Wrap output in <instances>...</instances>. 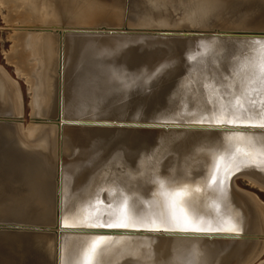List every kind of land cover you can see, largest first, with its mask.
<instances>
[{
    "label": "bare ground",
    "instance_id": "bare-ground-1",
    "mask_svg": "<svg viewBox=\"0 0 264 264\" xmlns=\"http://www.w3.org/2000/svg\"><path fill=\"white\" fill-rule=\"evenodd\" d=\"M254 2H255L254 5H251V7L247 6V9L245 10L244 1L238 0V2L235 4L232 1L228 0V5H230V10L224 11L221 8H217V7L223 6L222 4L220 5V0H195V3L197 5L196 9L200 10L199 13H196V18L198 20L200 19L205 20L206 18L212 15H215V14L219 15V17L213 22L211 21V19L213 18L210 17L209 21L211 22V24L207 28L220 24L228 28L230 26H242V27H248V28H263L264 29V0H254ZM100 3L109 4L107 0H47L46 1L47 6H46V4L45 5L43 4V2L41 4V0H0V7L6 8L9 13L17 10L16 12L18 14L23 13L25 15V19L23 21L24 26L22 30L19 32L18 40L21 43V41L24 38V35L26 34L27 30L29 31V29L30 31L32 29V31L35 32V34L38 37L34 41L33 46L27 49V56L33 57L37 62H39L38 59L39 60L42 59V61L46 59L48 63L51 65L47 69V72L48 71L50 72V70L52 69L53 70L52 73H54V70H55L54 67H56L55 66L56 63H58V61L63 59L62 55L65 53H66L65 57L66 55L67 56L69 55L70 58L72 57L71 62L72 61L73 62L71 63V65L74 69L75 67L77 68V66L79 67V63L81 62L82 59L85 60L84 64L82 62L80 63V64H83L81 68L75 69L77 72H73L74 69L73 68L71 69V72H73L72 74L75 75L76 73L75 76L69 73L70 70L64 73V78H65L64 83H66L67 81L66 80L67 78L65 77V75L67 76L71 75L76 78L77 74L81 73L79 72L80 69H83L84 67L85 68L89 67L90 66L89 62L90 63L92 62L91 58L93 59L101 58L100 60L102 59L107 60V58H109L110 56H114V55L117 56V58L115 57L116 62L114 66H112L111 69L109 68L110 69L109 71L108 69L104 70L107 72L105 73L102 72L103 73L102 75L99 69H97L96 72L92 73L93 72L92 70L94 69L93 68L91 70L92 72L91 71L90 72L95 75L85 77L84 74H86V71L84 72L81 70L85 78L90 79V80L100 81L99 84H101L103 87V94H105V92L108 89L115 86V83L112 82L111 73H113L117 68L120 67V76L122 78L125 77L126 70L124 69V65H126V63L128 62H129L128 65L130 66L129 68L131 70H128L127 68V75L129 73H132V74L137 75L136 78H139V77H144L146 75L145 73H148L149 70H147L146 67H144L145 65L141 67L136 63L138 60L136 59L137 53H139L140 57L144 58L147 54L154 52V50H156V48H159L161 45L163 46L166 45L167 41L169 40H172V39H177V40L184 39L185 40L184 48L188 51L185 57L191 58V54H190L191 52L195 57V61H198L200 64H198L197 66H193V64H189L190 68H187L184 70L185 71V75H184L185 86H184L183 91L173 92L171 94V97L174 100V104L166 105L165 103H158L157 109L153 107L156 109L154 111H156L155 113H157L158 115L154 117V119L152 118L151 120H157L161 116L165 118L171 117L172 114L174 113L173 116L175 117V120H178L181 122H188V121L191 122L192 119L197 118L198 116L197 118L198 121L203 123V125H196L188 129L187 127L181 128L182 127L181 125L160 124L161 126L162 125L164 126V127H161L163 128V130H157V131L150 130V131L145 132L144 134L145 137H142L143 140L141 141H146V140L153 138V157H154L153 180H148V174H144V183H142V177L130 178V179L127 178L125 184H119V185L124 189L123 191L125 193V196L123 198V201H127V205L129 209L134 211L136 208H139L142 211L143 217L146 220L156 221L157 224H159L163 218L175 212V214L177 215L187 216L190 220H194L197 225H202L206 228L213 229V230L208 231V232H201V233H196V232L180 233L178 231H175V232L161 231L159 232L160 236L157 238L155 232L146 231L143 227H141L138 224L135 228H143L141 229V231H134V230L127 231L126 235H122L120 237L121 239L118 238L119 236H116L115 239H107V243L103 246V251L99 257V264H127L128 262L129 263L136 262L138 260L139 261L143 260L144 264H185V259H188L187 261H189L192 264H223L233 255L234 250L237 247V245L241 244L240 243L241 237H245L243 239L247 241V243L250 245L252 244L251 242H253L254 246L252 249L253 250L257 249V251L255 253L252 252V254L254 255L251 258H247L248 256L246 255L243 260L240 261L239 259L240 262L237 261V263L238 264L252 263L253 260L255 261L259 253L260 255L262 254L261 252H263L262 250L264 249V213L262 215H260L259 213L256 214V215L259 214L260 216V217L259 216L257 217L259 218V221L256 220L257 223L255 221V219L257 218L254 219L255 222L252 220L253 219L252 216H254L253 214L250 219L251 221H248L249 219L246 221V224L247 222L248 223L250 222V223L247 224V226L245 227V216L247 215L244 214L242 207L239 205L240 203L238 204L237 202L238 199H235L237 195L235 193L234 195H232L233 193H230V190L228 187V184L230 182L223 183L221 181V178H218L215 182L206 183L205 181V183L202 184V181L200 180L197 181V179L190 177L191 175L189 174V169L191 171L202 172L203 169L207 165H209L208 164L209 160L211 159L212 161L211 152L216 148H219V149L221 148V147H213L215 139L214 141L210 140L208 144L205 143L206 136L208 140L210 137H213V136L216 137L217 135H220L217 125L216 126L213 125V123H216V121L213 119L214 118L213 115L218 114L224 117L226 115L225 111H228L229 109L231 110V109L238 108V114L236 115V117L239 116L238 117V120H240L239 123H245V120H247V122L251 124H258V125L264 124V119H261L256 113L243 112L239 107L236 106L237 104H233L231 100L213 98L214 95L217 96L218 93L212 92V89L209 88V84H210L209 79L210 80L220 79L217 76V74L219 71H221L222 73L225 72L226 74H228L229 79H225L222 81L219 80L221 81V83L219 84L227 85V86L235 85L236 91L235 92L231 91V92L233 93L234 97L238 99L239 104L244 103V101H246L249 97L251 96L253 97L254 94H252V92L249 90V88H251V85H247L246 83L249 81H252L253 78L255 80L258 74L263 73L262 72L263 70L259 71V73L256 72V69H257L256 63L262 59V56L264 54V47H258L257 49L256 47L250 45L251 48L249 49L248 47H249V44L251 43H248V41L246 40L237 39V38H229L227 40V37L215 36L214 34L212 35L208 33L199 34V33H177L175 32V33H164V34H167L165 36L152 35V34H149L148 32H139L135 34L116 32L115 34H113V32H108L107 28L106 30L96 29V28H99L100 25H102L101 23H103L104 25V23L109 24L110 22H112L111 20L110 21L103 20V10L101 9L100 6L97 5ZM132 3H133V9H135L136 4L135 2H132ZM249 3L250 2L248 1L247 4ZM149 4L151 3L149 2ZM131 6L132 4L128 3L127 9L129 11L131 9ZM154 12H155V18L157 19L163 18L165 15L164 14L165 12L164 13L160 12L157 9H154ZM228 12H231V13L228 14ZM141 13H146V14L144 15L141 14V16L136 15L138 17L136 21L134 18L126 17L128 21H132L130 22V25H131L130 28H132V25L134 24L137 26L143 25L144 27L149 26L148 12L146 8H144ZM173 13L174 12L168 13V15H171V18H175L179 15V12L176 14L177 16L174 15ZM126 14H130V12ZM224 15H227V16H224ZM122 17H123V14H117V16H114L112 20L114 21V20L119 19V21H122ZM54 22L57 24H54ZM96 22L97 23L99 22L98 27H96L97 26ZM74 23L75 24L78 23L80 27L84 29L76 30L75 29L76 27L75 28L73 27ZM92 23H96L94 24L96 26L90 25L94 29H91V30L85 29V28H89V26H86V25H89ZM82 24H84L85 26H83ZM106 27H110V25ZM112 27L110 29H112ZM123 27L124 26H122L121 28L123 29ZM181 27L182 28L180 30H183L185 28H203V27H190L187 25H182ZM127 32L129 31L127 30ZM80 34H82L81 37L83 36L84 39L83 38L77 39V37H80ZM88 36H91L92 38H94L95 36L96 38H99V39L96 40V38H94L95 41H92L90 39L91 37L85 38ZM114 36L116 38H114ZM189 38L193 40L197 39L196 41H198V43L190 42ZM21 44L26 46L25 43H21ZM119 50H122V53L121 52L119 53L118 52ZM115 52H118L117 53L118 55L114 54ZM24 53L26 52H24V50H21L19 52V55L23 56ZM106 55H107V58H104L106 57ZM203 55H206V61H210L209 63L202 64L201 56ZM255 56H256V61H255ZM113 58H110V59H113ZM129 59H132V60L128 61ZM26 61H30V60H26ZM74 61L78 63V64L75 63L76 66L75 64H73ZM108 62L109 61H106V64L105 62L102 64H105V66H107ZM162 63L163 65H165L163 70H167L173 74L180 72L181 63H177V64L173 62L167 63L165 61ZM217 65L220 66L219 69H216ZM93 66L94 64L91 66V68ZM99 66L101 67V64ZM94 67L97 68V66H94ZM202 67H208V69L205 72L203 70L204 74L201 71ZM261 67H263L262 64H260L259 68ZM34 68L35 66H31V67H28L27 70L32 71L34 70ZM156 68L157 67H154V68L151 67V69H153V71L151 72L152 75H155L156 73L157 74L161 73V69H156ZM100 70L102 71V67L100 68ZM35 72H37V70H35ZM186 73H188V76L185 78ZM3 75L5 77L10 93L12 92L11 95H12L13 102L11 104L13 105V109H14L13 112L16 117V122L18 123L19 130L28 134L34 139L44 140L43 138H45L49 130L47 131L46 135L44 134L42 137L39 136L40 137L39 138L38 137L39 130L41 131V129H38L40 128L39 125H36L38 126L37 128L36 126H33L38 131L35 130L33 127L27 129L28 131H24L23 126L18 121L19 120L18 116L21 113L20 105L22 104L19 102L20 99H18L19 91H17L16 90L17 88H16L15 89L16 92H13L12 88L14 86V83H12V79H9L6 76V74H2V76ZM80 75L81 74H79L78 76L80 77ZM49 78L50 76L47 79ZM80 78H78V80H80ZM68 79H69L68 82L69 81L71 82L70 78ZM71 79L73 78L71 77ZM75 80H72L73 81L72 83H74ZM58 83H61V82H58ZM72 83H71V86H73ZM50 85L52 86V84ZM65 85L68 86V83L64 84V86ZM71 86L69 85L68 87L70 89L72 88V90L74 88L75 89L73 90L74 92L76 91V88L77 89L79 88L76 85H75L76 88L71 87ZM14 87H17V86H14ZM61 87L63 86H60V89ZM63 89L64 88H62V90ZM67 90L68 89L66 87L65 90H63L66 92L62 91L61 93L60 92L58 93L57 95L58 99L56 101H59L58 102L59 104L62 99H64V103H65L66 94L72 91V90L71 91L70 90L67 91ZM47 91H49V89ZM53 93L47 92V93H44L43 95L39 94L38 96H35V97L33 96L31 107L36 110L38 108L41 111V109L44 106L50 105L51 101L50 103H48L49 99L56 97L53 95ZM123 97H124L123 95L118 96L112 101L106 102L112 105L113 107L112 109L114 110L115 115H118V116L124 115V112L127 111V107L129 108L132 104V102L129 105L128 103H125L126 101H123L124 100ZM254 97H256L257 100L263 99L264 92H257ZM103 99H104V95H103ZM55 102L52 101V103H55ZM101 102L105 103L104 100L102 99H101ZM65 105L67 106V104ZM244 106L245 108L248 107L247 104H245ZM213 108H218V110L214 112L212 110ZM146 109L148 108L146 107ZM66 110L68 109L66 108ZM83 113L82 115L85 114ZM152 114H153V111H152ZM90 115H91V118H89ZM90 115L89 117L87 116L88 117L87 120L82 121V124H86L85 126H87L86 132L87 134H89V138L87 140V143L84 144V150L83 148L81 151L77 149L78 153L82 155H87V156H91V154L93 153V150H96V147L99 141L98 138L93 140L92 127L87 125V121L91 122L95 116L93 113H90ZM72 118H75V117H72ZM72 118L68 120L71 121ZM145 123L147 125L148 122H145ZM174 126H178V127H174ZM55 127H53V130H56ZM243 128L245 130H252V128H249V127L248 128L243 127ZM254 130H255V133L254 132L251 134L246 133L249 135V137H246V135H244V137H239L240 139L239 138L238 139L241 142L242 141L248 142L247 146L249 147L255 146L257 150L263 151L264 150V129L258 126V127H255ZM132 137L134 139L131 143H133L134 145L136 140L139 138V136L137 135V132H134ZM233 137H234V134L232 135L227 134L226 136L227 141H228V143L226 144V147L228 150H229V146L230 148L232 146L231 141L234 140ZM82 139L84 140L83 137ZM82 139H81V143H82ZM171 139L172 141L169 144L172 145L176 143L175 148H174V155L176 153L177 157H176L175 162L173 161V163L170 166H167L165 169H161L160 165L162 163L170 164L172 162L173 152H170L167 155H164L165 159L159 160L157 162L155 161V159L157 158V153L160 152L161 150L157 152L156 150L157 148L160 147L161 144H164L166 140L170 141ZM69 142L71 144V140H69ZM216 144L218 145V143ZM70 146H71L70 148L72 152L75 148V145H70ZM245 149L246 150L244 153L242 150H240V155L236 156V158L232 161V165L236 166L237 169L244 167L241 170V172L242 171L245 172L246 170H248L246 171L247 172L246 175L248 177L254 180H257V179L260 180L259 175L256 173L258 171L256 172L250 171L251 170L250 168L254 169L255 167L256 168L263 167L264 158L262 157L258 158V156L257 157L255 156V154H251L250 149L248 148H245ZM245 153L247 154L249 153L247 158H244ZM178 154H180L179 161H178V157H179ZM262 179L264 180V178ZM84 182L86 183V181ZM136 184H138L139 186V192H136V194L133 195V193L131 192V188L136 187L135 186ZM177 186H182L183 187L182 190L187 191L189 195L183 198L185 201L183 204L179 206H174L172 203L173 198L168 197L167 193L170 189L175 188ZM85 191H86V187L80 185L76 193L70 194L66 209L56 218L54 222V244L59 242V239L61 237L63 240L64 238L62 236V233L66 230H70L71 227L74 226L79 216L80 210L82 209V206L84 204ZM103 192L104 191H102V193ZM121 197H122V194L119 192L114 195L115 200H119ZM243 197H246V196H243ZM240 200L241 199H239V201ZM250 200L252 201L251 198ZM98 202H102V198L99 199ZM251 206L252 205H250V207ZM256 209L258 208H255V209L250 208L251 211L256 210ZM233 225H235L238 228L237 233H229L227 231H223V232L217 231V229H227V228L232 227ZM163 226L168 227V225H163ZM79 229L84 230L85 227L81 226ZM92 237L88 238V243L83 241L79 244L78 251L80 252V254L75 256L73 260L74 263L88 264L87 256L89 255L88 250L90 248V244L92 243ZM86 243L88 244L87 246H85ZM255 244L257 245L256 248H254ZM241 248L239 249L241 250ZM239 253L240 252L236 253V255ZM244 254L245 253H243V255ZM247 254L248 255L250 254L251 256V251L247 252ZM176 255L178 256V261H175ZM243 255H241V257ZM55 257H56V254L53 253L54 260H55ZM233 257L234 256H232L231 258ZM48 258L50 259V262L52 263V258L50 257ZM45 264H49L48 259L46 260Z\"/></svg>",
    "mask_w": 264,
    "mask_h": 264
},
{
    "label": "rangeland",
    "instance_id": "rangeland-1",
    "mask_svg": "<svg viewBox=\"0 0 264 264\" xmlns=\"http://www.w3.org/2000/svg\"><path fill=\"white\" fill-rule=\"evenodd\" d=\"M46 1L47 0H45V1L41 0V4L43 2V4L45 5ZM107 1L109 2V4L100 3L97 5L100 6L101 9L103 10V20H106V21L111 20L112 22H110V23L112 25L110 23L109 24L104 23V25H105L104 26L103 23H101L102 25H100V27L97 29L106 30V28L110 29L113 26L112 27L113 30L122 31L119 33H127V34L133 33V34H135V33H139V32H148L149 34H152V35L165 36L167 34H162V33L169 32L170 30H172V31L176 30V28H182L181 27L182 25H187L190 27H203V28H198L200 30H203V29L209 30L210 28H218V29L226 30V29H230L232 27H238V26H230L228 28L226 26H222L220 24H217V25H214V26L207 28L211 24V22L209 21L210 17L213 18V19H211V21L213 22L214 20H216L219 17V15L215 14V15H212V16L206 18L205 20H202V19L198 20L196 18V13H199L200 10L196 9L197 5L195 3V0H163V2H162V0H107ZM230 1H232L235 4L238 2V0H230ZM241 1L245 2V6H244L245 10L247 9V6L251 7V5H254V3H255L254 0H241ZM248 1L250 2L249 4H247ZM132 2H135V4H136L135 9H133V3ZM149 2L151 4H149ZM128 3L132 4L130 11L127 9ZM221 4L223 6L217 7V8H221L224 11L230 10V5H228V0H220V5ZM46 6H47V4H46ZM144 8H146V10L148 12L149 26L144 27L143 25L137 26L134 24V25H132V28H130V26H131L130 22H132V21H128L126 19V17L134 18L136 21L138 19L137 16H141V14L142 15L146 14V13H141ZM154 9H157L158 11L163 12V13L165 12L164 17L158 18V19L155 18ZM16 11H12L9 13L6 8L0 7V74H1V76H2V74H6V76L9 79H12V83H14V86H17V87L13 86L12 91L13 92H16V90L19 91L18 92V99H20V101L19 100L18 101L22 104L20 105V112L21 113L19 115L20 117L18 116V119H19L18 121L23 126L24 131H28L27 129H29L33 126L39 125L40 128H38V129H41V131L39 130L38 137L39 136L42 137L44 134L46 135L47 131L49 130L48 134L45 136V138H43L46 141H49V139L54 135V133H55L54 131H56V130H53V127H55L58 123H59L58 125H60L61 122L70 121L68 119H71L72 117H75V118H72V120L83 119V118H84L83 120H87L90 113H93L95 115L91 122L87 121V125L92 127L93 140L97 139V138L99 140V138H100V139L106 141V139L113 132L114 124L122 127V121L125 120L124 118H126L127 120L137 118L139 110L141 109V115L137 119L138 122H136V121L134 122V127H133V132H132V136H133L134 132H137V135L139 136V138H138L139 140L137 139L135 142L136 144L134 143V145H133V143H130V147L137 149V143L143 142L141 140H143L142 137H145L144 136L145 132L150 131V130H155V131L163 130V128H161V127H164L163 125L161 126L160 124H153V123H152L153 125H151V127H147L146 123H143V122H148L147 120H151L152 118L154 119V117H156L158 115L157 113H155L156 111H154L157 109L158 103H165L166 105L174 104V100L172 99L171 94L173 92H182L183 91L184 86H185V82H184L185 71L184 70L187 68H190L189 64H193V66H197L198 64H200L198 61H195V57L191 52H190L191 58L185 57L186 53H188V51L184 48V45H185L184 39H181V40L172 39V40L167 41L166 45H164V46L161 45L159 48H156V50H154V52L147 54L144 58L140 57L139 53H137L136 59H138V60L136 63L141 67H143L145 65L144 67H146V69L149 70L148 73H145L146 75L144 77L136 78L137 75L132 74V73H129L127 75V68H128V70H131L129 68L130 66L128 65L129 64V62H128V63H126V65H124V69L126 70L125 77L122 78L120 76V67L117 68L113 73H111L112 82L115 83V86L111 87L110 89H108L105 92V94H103V87L101 84H99L100 83L99 80H90V79H87L85 77L95 75L92 73L96 72L97 69H99L101 75L103 73L107 72L104 70L108 69V71H109L112 68V66H114V64L116 62L115 59L117 58V56H115L114 54H117L118 52L122 53V50L115 52L113 54L114 56H110L109 58H107V55H106V57H104V58H107V60L106 59L100 60L101 58H97V59L91 58L92 62L91 63L89 62L90 66L87 68L84 67L83 68L84 70L80 69L79 72H81V73L78 72L79 74H81L80 75V77H81V76H83L82 71H84V72L86 71V74H84L85 77L83 76L80 78L78 76L79 74H77V76L75 78L73 76H75L76 73H75V75L72 74L73 72H77L75 69L81 68L83 66L85 60L82 59L83 61L81 60V62L83 64H80L81 63L80 62L79 67L77 66V68L75 67L76 66L75 63H77V62L74 61V63H73V64H75V66L73 65L75 67V69H74L71 65V63L73 62V61L71 62L72 57L70 58L69 55L68 56L66 55V57H65L66 53L62 55L63 59L58 61V63H56V65H55L56 67H54L55 68L54 73H52V71H53L52 69L50 70V72L49 71L47 72V69L51 65L48 63V61L46 59L44 61H42V59L39 60L37 58L39 61V62H37L33 57L27 56V49H29V47L33 46L34 41L38 37L35 34V32L32 31V29H31V31H30V29H29V31L27 30L26 34L24 35L23 40L21 41V43H25L26 46L21 44L20 41L18 40L19 32L22 30V28L24 26L23 21L25 19V15L23 13L18 14ZM129 12L131 15L126 14ZM172 12H174L173 13L174 15H176L179 12V15L178 16L176 15L177 17H175V18H171V15H168V13H172ZM229 13H231V12H228V14ZM117 14H123L122 21H119V19L114 20V21L112 20V18L114 16H117ZM166 14H167V16H166ZM224 16H227V15H224ZM110 17H111V19H110ZM96 23H92V24H89L86 26L91 27V26L97 25L96 27H98L99 22L97 24ZM135 23H137V22H135ZM54 24H57V23L54 22ZM94 24H96V25H94ZM74 25H76V26H74ZM74 25H73V27L74 28L76 27L75 29L79 30V29H77V27L78 26L80 27V25L78 23L77 24L74 23ZM82 25L85 26L84 24H82ZM109 25H110V27H106ZM120 26L121 27L124 26L123 29ZM104 27H105V29H104ZM114 27H116V28H114ZM112 29H110V30H112ZM126 29L129 32H127ZM125 30H126V32H125ZM115 33L116 32H113V34H115ZM81 35L82 34H80V37H77V39H80V38L82 39L83 36L81 37ZM90 37L91 36H88L85 38H90ZM94 38H96V37L94 36ZM94 38L91 37L90 39L92 41H95ZM114 38H116V37L114 36ZM97 39H99V38H96V40ZM228 39H229V37H227V40ZM86 40H88V39H86ZM189 40L192 43H196V42L198 43V41H196L197 39L193 40V39L189 38ZM21 50H24V52H26V53H24L23 56L19 55V52ZM110 58H113V59H110ZM263 58H264V54L262 56V59ZM26 60H30V61H26ZM131 60L132 59H129L128 61H131ZM150 60H151V62H150ZM201 60H202V64H204V63L207 64L210 62V61H206V55L201 56ZM106 61H109L107 63L108 68H107V66H105ZM164 61L167 63H170V62H173L176 64L181 63V69L182 70L180 69V72L175 73V74H173L167 70H163L165 65H163L162 62H164ZM69 62H70V64H69ZM101 62L102 63L105 62V64H102ZM93 64H94V66H97V68L94 66L91 68V66ZM100 64L102 67V71L100 70V68H101L99 66ZM261 64H262V62H261ZM109 65H111V66H109ZM31 66H35L34 70L28 71L27 68L31 67ZM67 67H68V69H67ZM151 67L152 68L157 67L156 69H161L162 74L156 73L155 75H152L151 72L153 71V69H151ZM72 68L74 69L73 72H71ZM93 68L94 69L96 68V69L94 70ZM104 68H106V69H104ZM219 68H220V66L217 65L216 69H219ZM207 69H208V67H202L201 68L202 73L204 74V72ZM35 70H37V72H35ZM68 70H70L69 73H71L73 76L69 75V73H68L69 76L65 75V77L67 78L66 79L67 81H66V83H64L65 82L64 73H66ZM203 70H204V72H203ZM63 71H65V72H63ZM87 73H88V75H87ZM223 73L221 71L218 72L217 76L220 79H213V80L209 79V81H210L209 88L212 89V92L218 93V95L217 96L214 95L213 98L231 100L233 104L238 105L239 104L238 99L236 97H234L233 93L231 92V91H234V92L236 91L235 85L227 86V85L219 84V83H221L222 80L229 79L228 74H226L225 72H223ZM49 76H50V78L47 79ZM70 76L73 79H71ZM187 76H188V73H186L185 78ZM2 77L5 79L4 75ZM68 78H70V80H71V82L69 81L70 83L68 82V80H69ZM78 78H80V80H82V78H83V80L80 81V80H78ZM72 80H75L74 83H72L73 82ZM219 80H221V81H219ZM57 82H61V83H57ZM67 83H68V86L69 85L71 86V83H72L73 86H71V87H75V85H76L80 89L78 88L79 89L78 90L75 87L76 91L74 92L73 91V90H75L74 88L72 90V88L70 89L67 85H65L68 89L67 91L72 90L73 92L71 91L72 93L69 92L68 94H66L65 103H64V99H62L60 104H59L58 103L59 101H56L58 99L57 95L59 92L61 93L63 90H65L66 87L64 86V84H67ZM50 84H52V86ZM246 84L251 85V88H249V90L252 92V94H254V96H255L254 92H256V93L257 92H264V79L262 78L261 73L258 74V76L255 80L253 78L252 81H249ZM59 85L63 86V87H61V89H60ZM6 88H7L9 98H10V102L12 103L13 102L12 95H11L12 92L10 93L7 83H6ZM57 88H58V90H57ZM62 88H64V89L62 90ZM48 89H49V91H47ZM80 90H81V92H80ZM47 92H52V93L54 92L53 95L56 96V97H53V98L48 100L49 101L48 103H50V101H51L50 105L44 106L41 109V111L38 108H37V110L32 108L31 103L33 100V96L35 97V96H38L39 94L43 95L44 93H47ZM63 92H66V91H63ZM69 94L71 97L69 96ZM94 94H96V95H94ZM103 95H104V99H103ZM122 95L124 96L123 101H126L125 103H128V105H129L132 102L131 106L129 108L127 107V111H125L124 115H122L123 117L115 115V112L112 109L113 108L112 105L106 103V102H110L113 99L117 98L118 96H122ZM67 99H69V100H67ZM91 99H92V101H91ZM101 99L104 100L105 103H102ZM52 101L55 103H52ZM68 101L71 103H69ZM259 101H260V99H259ZM134 102H135V104H134ZM65 104H67V106ZM52 105H54V106H52ZM83 106H85V107H83ZM94 106H96V107H94ZM88 107H90V108H88ZM146 107L148 109H146ZM153 107H155L156 109ZM12 108H13V105H12ZM66 108L68 110H66ZM84 108L86 111L84 110ZM32 109H34L35 111ZM212 110L215 112L216 110H218V108H213ZM87 111L90 113H88ZM152 111H153V114H152ZM83 112L86 114V116ZM149 112H150V114H149ZM33 113H34V115H33ZM82 113L84 115H82ZM225 113H226V115L224 117H222L218 114L213 115L214 116L213 119L216 122L223 120V121H227V122L233 121V122L239 123L240 120L234 119V117L238 114V108L237 109H231V110L229 109L228 111H225ZM91 115L89 118H91ZM197 118H198V116H197ZM197 118L192 119V121L199 122ZM65 119H67V120H65ZM140 122H142V123H140ZM150 124L151 123H149V122L147 123V125H150ZM17 125H18V123H17ZM57 126L55 128H57ZM37 127L38 126H36V128ZM84 127L81 131H76L78 133L77 135L79 137L81 136L80 139H82V137H83L84 140L82 139V143H81V140L80 141L77 140L76 142L77 143L80 142V143H78L79 145H75V148L72 152H71V148H70L71 144L69 141L63 145H59V151H60L59 158L60 159L77 161V155L87 156V155H82V154L77 152V149L79 151H81L83 148V150H84V144L87 143V140L89 138V134H87V132H86L87 126H84ZM174 127H178V126H174ZM183 127H187L189 129L192 126L189 127L188 125H186V126L183 125L181 128H183ZM217 127H218V131H219L220 135H217L216 137H214V136L210 137L208 140H207V136H206L205 143L208 144V142L210 140L214 141V139H215L213 147H221V148H223L224 152H227L228 151V149L226 147V144L228 143L227 138H226L227 134L221 132L220 130L223 127H228L230 129H233V127H230L227 125H217ZM33 128L35 130H37L35 127H33ZM241 129H244V128L241 127ZM252 130H254V128H252ZM83 131H84V133H83ZM81 132H82V134H81ZM176 135H174V136H176ZM244 135H246V137H249V135L246 133H243V135H241V134L235 135L234 134V137L235 136H238V137L236 140L237 141L236 142L237 148L235 147L236 148L235 153H233V155H235L233 160L236 158V156L240 155V149H241L240 147L241 146L250 149L251 154H255L256 157L258 156V158H261V157L264 158V150L259 151L252 144L251 145L253 147H249V146H247L248 142H246V141L241 142L238 139L239 137H244ZM234 137H233V139H234ZM133 139L134 138L131 137V142L133 141ZM171 141H172V139L170 141L166 140V142L164 144H161L160 147L157 148V150H156V152L161 150L160 152L157 153V158L155 159V161H157V162L159 160H164L165 159L164 155H167L168 153L173 152L172 162L170 164H163L162 163L160 165L161 169H165L167 166H170L173 163V161L175 162V160H176L177 154L175 153V155H174V148H175L176 143L170 145L169 143H171ZM216 143H218V145ZM232 143H233V141H231V145H232ZM93 148H92V150H93ZM229 149H231L230 146H229ZM94 153H95V150H93V153L91 154V156L94 155ZM211 153H213V151ZM178 156H179L178 157V161H179L180 154H178ZM211 163H212V161L210 159L208 162L209 165H207L203 169L202 172L191 171L189 169V174L191 175L190 177L197 179V181L200 180V181H202V184H204L205 180L203 178L205 177V174H207L208 171L210 170V164ZM250 169H251L250 171H253V172L258 171L259 172V173L258 172H256V173L259 175L260 180H258V179L254 180V179L248 177L246 175V173H247L246 171H248V170H246L245 172L240 171L237 174H234L232 176L231 180L229 181L230 183L228 184L230 193H233L232 195H234V193L237 195V196L235 195L236 196L235 199H238L237 200L238 204L240 203L239 205L242 207L244 214L247 215V216H245V227L247 226V224L250 223V222L249 223L247 222V224H246V221L248 219H249L248 221H251L250 219H251V216L253 214L255 217L252 216V218H253L252 220L254 221V219L257 218L259 216V214L262 215L264 213V183H263L264 180L262 179V178H264V166L263 167H257V168L255 167L254 168L255 170L253 168H250ZM126 179L127 178H124L122 181H119L114 175H95V176L84 178L83 182L81 183V186L86 187V191L84 194V204L82 206V209L80 210L79 216H78L74 226H72L70 230L64 231L65 233L64 232L62 233V236L64 239L62 240V237H61L59 239V242L54 244L53 253L56 254V257H55V260L52 259V263L50 262V259L47 257V259L49 260V264H76V263H74L73 260H74L76 255L80 254V252L78 251L79 250V244L83 241L88 243V238L93 236V235H91L92 231L88 230L87 227H85L84 230H80L79 228L81 226H77V225L84 224L85 221H87L89 223H93V222L95 223L97 221L95 219L96 216L100 217L99 221L104 222V220L107 219L110 214L118 212V206L120 204V201H123V198L125 196V193L123 191L124 189L119 184H125ZM84 181H86V183ZM231 182H232V184H231ZM222 185H224V184H222ZM135 186L136 187L131 188V192L133 193V195L136 194V192H139L138 184H136ZM102 191H104V192L102 193ZM118 192L122 194V197L119 200H115L114 195L117 194ZM243 196H246L247 198L243 197ZM101 198H102V202H98V200ZM250 198L252 199V201L250 200ZM239 199H241V200L239 201ZM247 202H249L250 205H252V206L250 207L249 203H247ZM253 202L255 205L253 204ZM103 207H105V208H103ZM250 208H253V209L258 208V209L251 211ZM254 212H256V213H254ZM257 213H259V214L256 215ZM256 220L259 221V218L255 219V221ZM257 221H256V223H257ZM156 236L158 238L160 236V234L156 233ZM243 238H245V237H241V240H240L241 244H238L236 247L237 249H239L242 246L241 250L239 249L240 250L239 251L235 248V250H234L235 254L233 253V255H232L234 257L231 258L232 257L231 256L230 257L231 259L229 258L225 263H227V264H238L237 261L240 262L241 260H243L245 258L246 255L248 256L247 258H251L254 255V254H252V252L255 253L257 251V249H255V250L252 249L254 246L253 242H251L252 244L250 245ZM87 243L85 244V246L88 245ZM256 246L257 245L255 244L254 248H256ZM190 247H191V245H190ZM236 251L240 252L239 254H237L238 256L236 255V253H238ZM250 251H251V256H250V254L249 255L247 254V252H250ZM262 251L263 252H261L262 253L261 255L259 253V255L256 257V259L254 258L255 261L253 260V262L251 261L252 263H248V264H264V262H263L264 261V249ZM243 253H245V254L243 255ZM241 255H243V256L241 257ZM143 256H144V254H143ZM235 256H236V258H235ZM239 259H240V261H239ZM187 260L188 259H185V264H192ZM141 261L138 260L136 262H130V263L128 262L127 264H144L143 260H141ZM175 261H178L177 255H176ZM225 263H223V264H225Z\"/></svg>",
    "mask_w": 264,
    "mask_h": 264
},
{
    "label": "water",
    "instance_id": "water-1",
    "mask_svg": "<svg viewBox=\"0 0 264 264\" xmlns=\"http://www.w3.org/2000/svg\"><path fill=\"white\" fill-rule=\"evenodd\" d=\"M180 29L176 28L164 33H208L247 40L251 43L249 49L250 45L257 49L264 47L263 28L238 26L225 28L226 30ZM107 31L122 32L109 28ZM261 62L263 67L259 68ZM256 66L257 73L263 70L262 78L264 79V58L258 61ZM254 93L256 95V92ZM173 114L167 118L161 116L157 120H147L151 124L146 126L151 127L152 123L188 125L189 127L203 125L197 121L175 120ZM140 115L141 109L137 118L129 120L124 118L122 127L114 124L113 132L106 141L99 138L94 155H77V161L60 159L59 145L69 140L71 145H78L76 140H81L76 131L82 130L86 125L82 124L84 118L62 122L49 141L34 139L19 130L7 92L6 80L0 75V264H45L47 257L53 259L54 222L66 209L70 194L76 193L84 178L95 175H114L122 181L124 178L142 177V183H144V174H148V180H153V138L137 143V149L130 147L134 122H138ZM234 119L238 120V117L235 116ZM218 122L213 125H220ZM223 125L233 127V129L223 127L220 130L231 135L255 133V130H244L241 127L259 126L247 120L245 123L234 122L233 124L224 121ZM237 137H234L231 149L227 152H224L223 148L213 150L210 170L203 178L206 183L215 182L218 178H221L223 183H229L232 176L244 168L237 169L232 165L235 157L233 153L237 148ZM240 148L244 153L245 147ZM248 154L245 153L244 158H247ZM182 188L177 186L170 189L167 194L181 191ZM124 202L120 201L118 210ZM87 229L92 231V241H94L98 237L115 239L119 236L118 238L121 239L120 237L126 235L127 231H141L143 228L87 227Z\"/></svg>",
    "mask_w": 264,
    "mask_h": 264
},
{
    "label": "snow or ice",
    "instance_id": "snow-or-ice-1",
    "mask_svg": "<svg viewBox=\"0 0 264 264\" xmlns=\"http://www.w3.org/2000/svg\"><path fill=\"white\" fill-rule=\"evenodd\" d=\"M245 104L248 105L245 108ZM243 112H254L261 119H264V101H259L256 97H249L244 103H240L236 105ZM220 125L224 124L223 120L218 122ZM229 124H233V121H228ZM249 128H255L256 125H247ZM260 128L264 129V124L259 125ZM172 203L174 206H179L183 204L184 197L189 195L187 191H174L171 194ZM95 219L99 221L100 217L96 216ZM143 227L146 231L159 233L161 231L164 232H175L178 231L180 233H188V232H208L213 229L206 228L202 225H197L194 220H190L187 216L177 215L175 212L170 214L169 216L163 218L159 224L156 221L146 220L143 217L142 211L139 208H136L134 211L129 209L127 205V201L120 207L118 212L112 213L109 215L107 219L104 220L103 223L95 222L89 223L85 221L83 227H107V228H117V229H129L135 228L137 225ZM151 225V226H150ZM163 225H168V227H164ZM218 231H227L229 233H237L238 228L233 225L227 229H217ZM107 243V239L105 237H98L96 240L92 241L90 248L88 250L89 255L87 256L88 264H99V257L103 251V246Z\"/></svg>",
    "mask_w": 264,
    "mask_h": 264
}]
</instances>
